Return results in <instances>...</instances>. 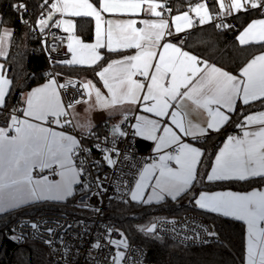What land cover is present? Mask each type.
<instances>
[{"label":"snow or ice","instance_id":"obj_1","mask_svg":"<svg viewBox=\"0 0 264 264\" xmlns=\"http://www.w3.org/2000/svg\"><path fill=\"white\" fill-rule=\"evenodd\" d=\"M144 0H103L101 8L104 12L132 11L135 12L141 7ZM62 3L63 7L59 4ZM249 5L251 8L264 7V0H232L231 8L237 10ZM225 5L220 0V7ZM16 11L26 10V5L22 3L12 6ZM161 5L150 3V10L154 15L159 16L156 11ZM52 8L56 11L68 12L74 16L95 17L96 20V44L84 45L74 38V43L82 48L93 50L91 61L94 63L100 59L99 55L94 53L95 48L103 47L102 30H101V14L88 0H58L57 4H53ZM203 10V14H201ZM194 11L199 16V23L204 24L211 17L208 15L207 8L204 5L197 6ZM48 19H51L49 14ZM176 21H183L185 27H192V19L185 12L181 16L175 17ZM47 20H40V24L44 25ZM70 27H74L70 22ZM148 32L137 31L132 28L133 22L128 21L123 24L117 22V28L122 31L131 28L133 36L128 38L129 42L125 47H136L141 49L140 53L128 57L129 75L127 77V88L121 90L119 97L113 91L112 86L105 80V86L112 93L111 104L118 103H137L141 97L138 93L145 88L141 82L132 80V75L139 72L140 75L149 78V69L153 67L151 61L157 55L156 52L143 47L141 41L156 43L164 36L163 29L167 28V22L159 23L145 22ZM107 47L112 50L113 31L112 21H108ZM220 27V25H217ZM259 28L257 32L256 29ZM66 31L69 29H65ZM179 23L176 25V31H182ZM11 33L5 31L0 35V44L3 43L5 37ZM251 39L264 41V20L254 21L247 29L238 37L241 44L249 43ZM69 50L75 52L73 44L68 45ZM163 52L159 53V61L154 66V72L150 76V83L147 84L146 94L143 95L144 101H153L150 105H146L144 110L149 113H155L157 116L163 117L168 115V109L172 107L171 101L178 99H187L197 108H203L208 111L210 119L207 121L206 128H198L199 134L203 135L208 130H219L230 116L220 110L223 107L228 112L233 111L235 100L241 96L244 104L250 101L264 99V54H261L251 60L243 69L242 75L246 80H239L228 72L223 71L215 66H209L206 61L200 60L195 55L182 51L171 43H165L161 46ZM5 55L0 51V56ZM83 59H78L75 55L69 63H85ZM120 63H124L121 61ZM208 68V72H204V68ZM111 67V66H109ZM3 65H0V70ZM109 68H105L98 75L103 79ZM195 81V83H194ZM124 83V81H121ZM11 84L5 75L0 74V107L5 106V96L8 86ZM55 80L49 82L42 88L35 89L27 97V109L24 114L37 120H45L48 114L55 116L67 115L63 105L59 101L58 94L53 88ZM215 84V90L208 88L207 85ZM61 85L60 87H64ZM85 89L94 87L91 82L84 84ZM184 91H181V89ZM210 93V94H209ZM91 95V92H89ZM97 102L101 100L100 91L96 90ZM79 102V101H77ZM218 105L212 110L209 105ZM72 107L70 103L68 105ZM172 121L185 135H194L193 125L189 122L185 127L183 118H177L180 114L176 111L171 113ZM138 120L142 124H137V134L148 132V138L159 140L157 148L159 149L165 144H177L178 151L175 155L168 154L161 156V165L159 166V176L156 179L154 187V196L156 199H163L167 194L175 198L181 192L185 191L196 178V167L202 155L200 149L192 147L187 143H180V137L169 127L163 128L164 135L157 137L155 135L159 125L157 121L148 120L139 117ZM15 126L16 136L9 137L7 131L0 128V211L5 207H15L24 201L21 192L27 191L29 196L33 198H41L44 193H54L52 198L63 199L67 195H71L72 184L76 182L78 175L72 166L71 156L78 147V141L63 133H55L50 129L33 125L27 120L18 121L15 116L12 117ZM59 123V120L56 121ZM65 123H70L65 121ZM247 125L259 124L261 127L257 131H244L243 137L229 136L224 149L216 157V165L213 167L211 174L207 179L212 180H229L238 179L245 180L249 177H264V112L255 116H247L245 118ZM243 125H238L242 127ZM179 166L178 170L169 168L164 161H172ZM111 163V161H109ZM53 164L58 165L63 171L60 175L63 177L62 182L50 183L46 177L39 180L33 179V170L50 168ZM155 165L148 166L145 172L141 174L140 181L137 182L136 191L132 193V199H137L141 190L145 187L144 181L149 178V172ZM159 189V191H155ZM149 199H152L150 197ZM201 208H208L214 212H222L224 215L235 216L237 219L244 220L248 225L249 244L247 249V264H264V227L260 225L264 223V192H250L245 195L224 192L213 195L201 194L196 201ZM35 228L36 225L34 224ZM148 231H152L149 229ZM111 243H121L124 241H111ZM99 247V245H97ZM123 253H118L122 256ZM114 264H119L118 260Z\"/></svg>","mask_w":264,"mask_h":264},{"label":"trees","instance_id":"obj_2","mask_svg":"<svg viewBox=\"0 0 264 264\" xmlns=\"http://www.w3.org/2000/svg\"><path fill=\"white\" fill-rule=\"evenodd\" d=\"M20 1L26 3L32 15H37L47 0H0V19L2 25L12 27L14 33L11 50L3 59L7 75L12 81L6 97L5 106L0 108V126H8L15 113H22L23 94L32 87L45 82V73L50 65L46 56L36 51L38 41L33 37L20 11L12 6ZM95 6L100 0H90ZM171 9L172 14L185 11L191 3L201 0H160ZM212 10L217 0H205ZM167 13V11L165 12ZM259 10H250L232 17L230 25L219 29L214 23L196 27L187 34L186 47L195 55L232 74L239 75L242 68L255 56L264 51V43L242 45L237 36L252 19L260 17ZM76 33L85 41L94 37L92 17L74 18ZM121 52L104 51L101 60L92 66L55 63L53 68L61 78L98 80V73L108 61ZM264 108V99L242 104L238 102L227 126L220 132L212 133L195 142L203 148L198 178L188 193L179 199H166L158 204H145L131 201L112 202L105 216L113 220L129 241L135 242L151 253L152 261L167 264H244L246 258V225L237 219L216 215L198 209L194 204L195 195L202 190L238 189L250 190L264 185V177L248 180H228L209 182L207 173L212 165L221 143L237 130V119L243 115ZM107 120L94 129L105 132ZM138 142V146H139ZM147 148V146H146ZM54 210L74 213L77 210L74 199L65 202H36L0 214V264H52L47 262L48 249L32 241L23 244L11 242L7 233L13 222L22 216L35 215ZM196 213L209 219L220 234L218 243L188 247L168 239H162L145 231V227L161 217L180 216Z\"/></svg>","mask_w":264,"mask_h":264},{"label":"built area","instance_id":"obj_3","mask_svg":"<svg viewBox=\"0 0 264 264\" xmlns=\"http://www.w3.org/2000/svg\"><path fill=\"white\" fill-rule=\"evenodd\" d=\"M19 3L26 5L24 1ZM57 3L58 0H47L45 7L36 16L32 15L27 6L26 10L22 9L20 12L38 41L36 51L44 54L50 65L45 73V81L55 80L65 85L62 93L68 113L64 116V121L70 122L66 123L68 130L78 141V147L72 154L80 178L74 198L77 210L74 213L47 210L19 217L13 222L7 237L17 245L32 241L46 247L47 262L52 264H114L116 260L119 264H167L152 261L144 247L129 241L117 224L105 216L112 202L129 200L141 169L151 159L137 148L135 114L119 123L115 132L109 124L105 126V132L94 128L79 131L74 126L68 105L84 102L88 96L79 80L61 78L53 68L55 63H68L71 60L72 53L68 49V43L77 36L75 31H66L62 26L60 11L52 8ZM160 5V11L166 12L168 7L165 2L161 1ZM254 9L264 16V7L251 8L246 5L245 12ZM187 13L193 21H199L194 7H190ZM49 14L51 19H48ZM42 19L47 20V23L40 24ZM229 20L219 13L213 16V23L220 25L219 29L228 27ZM186 39L185 32L175 40L185 42ZM13 116L19 120L21 113ZM245 124L242 120L241 125ZM177 151L178 147L170 149L173 155ZM169 164L174 165V161ZM55 174L54 168L33 170L34 177H54ZM77 198L79 202L75 201ZM150 225V233L154 236L183 246L200 247L222 240L214 224L196 213L161 217ZM111 241L124 243L114 244ZM118 253L123 255L118 256Z\"/></svg>","mask_w":264,"mask_h":264},{"label":"crops","instance_id":"obj_4","mask_svg":"<svg viewBox=\"0 0 264 264\" xmlns=\"http://www.w3.org/2000/svg\"><path fill=\"white\" fill-rule=\"evenodd\" d=\"M88 2L91 3L93 5V7H95L97 9V11H100L102 42H103L104 46L95 48L94 53L99 55L100 59L96 60L93 63L91 61V57L93 55V50L82 48L80 45H77L74 43V38H75V39L79 40L81 42V44H84V45H95L96 44V20H95V17H92L93 22H94L93 40L89 41V42L85 41L83 39L82 35L77 34V36L71 38L69 43H68V45L70 43H72L73 48L75 49V52L69 50L72 53V57H71L70 61L73 60V56L75 55L78 59H83L86 62L85 63H70V64L82 65V66H92V65L97 64L101 60L105 50L110 51V52H121V53L112 57L108 61V63L100 70V72H102L105 68H109V71L107 73H105L103 79L98 75V80L86 78L88 81H85L84 83H83V81L80 80L82 85L87 84L88 82H91V85H93L94 87H92L90 89H85L83 87L87 96H88L87 100L82 102V104L75 103V104H73L72 107H70L71 109L69 108V113L71 115L72 122H73L74 126L77 128V130L86 131V130L93 129L94 127H96L97 125L102 123L103 121L107 120L111 130L113 131V127H114V129L117 130L118 124L121 123L127 116H129L131 114H135L136 115L135 131H136V136H137V148L139 151L146 153L150 157L151 160L148 163H146L143 166V168L141 169V171H140V173H139V175H138V177H137V179H136V181L132 187L129 199L131 201H134V202L145 203V204H158V203L164 202L166 199H172V200L179 199L180 197H182L183 195H185L186 193H188L190 191V189L192 188L194 182L196 181V179L198 178V175H199L198 173L200 171V164H201V161H202V158L204 155V150L195 141L198 139H203L212 133L220 132L227 126V124L229 123V121L231 119L232 113L236 109L237 103L241 102L242 104H244L243 99H242V93H241V96L235 100V102L233 104V111H231V112H228L227 109L220 107L218 105H215V104L209 105V107L212 110H215L217 107H220V110L225 112V114L229 115L230 119L223 126H221L219 130L210 129L203 135L199 134L198 128L196 126H199L200 128H206L207 121L210 119L209 113L207 110H205L203 108H197L194 104H192L187 99H184V100L178 99L177 101H171L170 102L172 104V107H170L168 109L169 114L166 116L160 117V116H157L155 113H149V112H146L144 110L145 106L150 105L151 103H153V101H144L142 99V97H143V95L146 94L147 84L150 83V76L155 70L154 66L159 61V53L163 52V48L161 47L163 44L171 43V44L175 45L176 47L181 48L182 51H185V52H188L192 55H195L193 52H191L190 50L187 49L186 41L181 42V41H178L175 39H177V37L182 33L186 32L187 34H189L196 27L212 24L213 23V16L216 13L222 14L223 16L231 19L232 17L245 12L246 5L244 8L237 10L235 8L230 7L232 0H223V3L225 6L223 8H221L220 7V0H217V7L215 10H212L211 7L209 6V4L205 0H201V1L191 3L185 11L179 12V13H174V14L170 13L171 12L170 8L167 9V13H165V12L160 11V7H157L156 11L160 13V15L157 16V15H154L152 13V11L150 10V3H155V4L160 5V3H161L160 0H144V2L141 3L140 9H138L135 12H132V11L104 12V11H102V8H101L103 0H100L99 4L97 6H95L90 0H88ZM242 2H243V0H242ZM192 4H194V5H192ZM199 5H204L207 8L208 15L211 17V19L208 20L207 22H205L204 24H200L199 21L195 22L192 20V27L188 28V27H185L183 21H176L175 20V17L183 15L185 12H187V10L190 7H194V9H195ZM60 7H63L62 3H60ZM59 14L62 17V26L65 29L66 28L69 29L67 31H75L76 32V24H75L74 18L77 16L72 15L71 10H69L68 12H61L60 11ZM201 14H203V10H202ZM65 17H67V18H65ZM259 20H264V16H260V17L252 19L251 22L240 31V33L237 36V40L239 43H240V41H239L238 37L241 36V34L245 31V29L248 28V26L250 24H252L254 21H259ZM108 21H112V31H113L112 50H109V48L107 47V44H108V38H107L108 24H107V22ZM128 21L133 22L132 28L136 29L137 31H142L144 33L149 31L145 22L159 23L161 21H165V22H167L168 26H167V28L163 29L164 36L159 41V45H157L156 43H149L146 40L141 41V44L143 47H146V48L150 49L151 51H154L157 53V55L151 61L153 67L149 69V78H146V77L140 75L139 72H136V74L132 75V77H131L132 80L141 82L145 85V88L138 93V95L141 97V99L138 100L137 103H134V104L118 103V104L112 105L111 104L112 93L109 92V88L105 86L104 81L105 80L108 81V84L112 86L113 91H115L117 93V96L119 97L121 90H126V88H127V77L129 75V71H134V70H130L128 68L129 61L127 60V58L131 57V56H135V55L139 54L141 51V49H138L136 47H125L124 46L125 44H127L129 42L128 38L132 37L134 34H133L131 28L126 29L124 31H122L121 29H118L117 28V22H120L121 24H123V23L128 22ZM66 22H70L71 25H74V27H70V24L66 23ZM177 23H179L183 29L180 32L176 31ZM229 25H230V22H229ZM5 31L10 32L11 35L5 37L3 40V43L0 44V51H3L5 53V55L0 56V65H3V69L0 70V74L5 75L6 78L9 81H11V79L7 75V70H6L5 64L3 62V59L9 54V52L11 50V41H12L14 31H13L12 27L2 25L1 19H0V35H2ZM256 31L257 32L259 31L258 27H257ZM249 40H250L249 43L242 44V45L264 43V41H259L258 39H251L250 37H249ZM68 49H69V47H68ZM261 54H264V51L261 52L260 54H258L257 56H259ZM195 56H197V55H195ZM257 56H255V57H257ZM198 58H200V57H198ZM253 59H251V60H253ZM200 60H202V59L200 58ZM121 61H123L124 63H120ZM202 61H205V60H202ZM207 64L209 66H215L217 68H220V67L213 65L209 62H207ZM109 66H111V67H109ZM201 67L204 68V65H201ZM220 69H222V68H220ZM208 70H209L208 68H204L205 73L208 72ZM222 70L225 72H228L224 69H222ZM228 73L231 74L232 76L237 77V79H239V80H246V77H244L242 75V70H241L239 75H235V74H232L230 72H228ZM50 81H52V80H50ZM50 81H45L43 83H40V84L32 87L31 89L27 90L26 92H24L23 100H24L25 105H24V108L22 110L21 117L18 121L27 120L28 122L32 123L33 125H39L40 127L50 129L52 132H55V133H63L65 135L72 136L77 140L76 136L68 130V124H66L64 121L65 115L55 116V115H52L50 113V114H48V116L45 120L41 121V120H37L33 117L26 116L24 114V110L27 109V107H28V105L26 103L28 95L30 93H32L35 89L42 88L45 85L49 84ZM121 81H124V83H121ZM194 83H195V81H194ZM11 84H12V81H11ZM11 84L8 86V91H7L6 96H5V101H6L7 95L10 91ZM61 85H62V83L55 81L53 88H55V91L58 94L59 101L63 105L64 111L66 113H68V109L66 108L64 98H63L62 87H60ZM207 87L215 90L216 85L215 84L207 85ZM97 89L100 91V94H101V100L99 103L97 102V96H96V90ZM181 91H184V89L182 88ZM89 92H91V95H89ZM255 101H257V100H255ZM250 102H253V101H250ZM72 110H74V111L72 112ZM173 111H176L180 114V116H178L177 118L178 119L181 117L183 118V121L185 123V127H187L189 122H191V125H193V132L195 133L194 135H185L179 128L176 127V125L172 121V116H171V113ZM261 112H264V108L259 109V110L254 111V112L247 113V114L243 115L242 117H240L239 119H237L236 123L234 124L235 125L234 127L236 128L237 131L235 133L230 134L229 136L242 138L244 131H250V132L257 131L259 129V127H261V125H259V124H253V125L245 124L242 127H238V125H241V121L242 120L245 121V118L247 116H250V115L255 116ZM139 117H144V118H147L148 120H153V121L158 122L159 127L155 133V135L157 137L164 135L163 128L165 126H167V127L171 128L180 137V143L190 144L192 147L200 149V151L202 153L200 160H199V163L197 164V167H196V178H195V180L192 182V184L185 191L181 192L175 198L165 194L163 199H156L154 196V187L156 184V179L159 176V171H160L159 166L162 163L160 160V157L168 155V154H172V153H170V149L172 147H178V145L177 144H165V145H162L158 149L157 145L160 143L159 140L149 139L147 131H144L143 134H137L138 129H137L136 125L142 124V121L138 120ZM114 119H117L118 122H115ZM57 120H59V123H56ZM0 128L5 129L7 131V135L9 137H13V136L17 135V133L15 132V126L13 125L12 120L10 121L8 126H0ZM228 137L221 143L220 147L218 148V151L216 152V155L214 157L212 165H211V167L207 173V176H206L207 181H209L207 179L208 175L211 174L213 167L216 165V157L220 154L221 150L224 149L225 144L228 141ZM138 142L140 143L139 146H138ZM146 146H147V148H146ZM71 159H72V166L77 171L76 167L74 166L73 155L71 156ZM172 161H174V160H172ZM169 162L170 161H164L163 163L167 164V166L169 168H172L174 170L179 169V166L175 163V161H174V165H170ZM152 165H155L156 167H154L150 170V172L148 174L149 178L144 181L145 187H143V189L141 190L140 195L137 199H135V200L132 199V193L134 191H136V185H137V182L140 181V179H141V174L145 172V169L148 166H152ZM51 168H54L56 171V174L54 177H52L50 175L40 176V177H34L33 176V179L39 180L42 177H46L47 181L50 183L62 182L63 177L60 175V172L63 170L56 164H53L50 168H45V169H51ZM77 173H78V171H77ZM256 178H260V177L259 176L249 177L245 180L256 179ZM79 179L80 178H79V173H78V175L76 176V182L73 183L71 186L72 187L71 195H67L63 199L52 198V196H54V193H44L41 198H33V197L29 196V194L25 190V191L20 193V195L24 196V201L22 203H19L15 207H5L3 211H0V214L5 213V212L10 211V210H13V209H17V208L26 206V205L31 204V203H36V202H65L69 199H74L75 198V188L79 182ZM229 180H238V179H229ZM219 181H228V180H212L209 182H219ZM155 191L158 192L159 189H155ZM254 191L264 192V185L261 187H256V188H252L250 190H244V191L238 190V189L202 190L198 194L195 195L194 204L198 209H200L202 211H206V212L213 213L216 215H222V216L230 217L233 219H237L235 216L224 215L222 212H214L208 208H201V207H199V205H197L196 201L200 198L201 194L213 195L216 193L231 192V193H237V194L245 195V194H248V193L254 192ZM150 197H152V199H149ZM237 220H240V219H237ZM240 221H242L246 225V258H245L244 264H247V249H248V244H249L248 225L244 220H240ZM260 226L264 227V223H262Z\"/></svg>","mask_w":264,"mask_h":264},{"label":"rangeland","instance_id":"obj_5","mask_svg":"<svg viewBox=\"0 0 264 264\" xmlns=\"http://www.w3.org/2000/svg\"><path fill=\"white\" fill-rule=\"evenodd\" d=\"M65 18H67V17H65ZM81 81H83V83L85 82V81H88L86 78H83V79H81ZM90 81V80H89ZM78 104H82V102H79ZM71 109V108H70ZM74 110H72V112H73ZM114 121L115 122H118L117 121V119H114ZM115 130L116 129H114V127H113V132H115ZM76 202H79V199L77 198L76 200H75ZM151 225L149 224V225H147L146 227H145V231L146 232H148V233H150V231H148L151 227H150Z\"/></svg>","mask_w":264,"mask_h":264},{"label":"water","instance_id":"obj_6","mask_svg":"<svg viewBox=\"0 0 264 264\" xmlns=\"http://www.w3.org/2000/svg\"><path fill=\"white\" fill-rule=\"evenodd\" d=\"M148 256H149V258L151 257V253L150 252L148 253Z\"/></svg>","mask_w":264,"mask_h":264}]
</instances>
